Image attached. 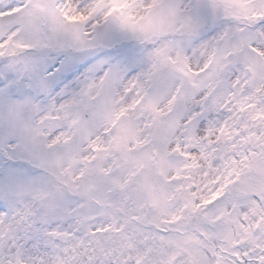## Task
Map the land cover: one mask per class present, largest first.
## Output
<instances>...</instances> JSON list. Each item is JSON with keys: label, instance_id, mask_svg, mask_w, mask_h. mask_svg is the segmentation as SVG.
<instances>
[{"label": "snow or ice", "instance_id": "1", "mask_svg": "<svg viewBox=\"0 0 264 264\" xmlns=\"http://www.w3.org/2000/svg\"><path fill=\"white\" fill-rule=\"evenodd\" d=\"M0 264H264V0H0Z\"/></svg>", "mask_w": 264, "mask_h": 264}]
</instances>
